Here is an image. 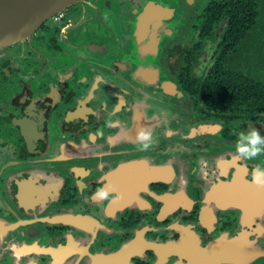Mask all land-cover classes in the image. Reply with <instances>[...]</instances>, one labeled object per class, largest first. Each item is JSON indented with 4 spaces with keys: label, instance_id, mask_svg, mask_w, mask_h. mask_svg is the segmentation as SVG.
I'll use <instances>...</instances> for the list:
<instances>
[{
    "label": "flooded vegetation",
    "instance_id": "af4514ba",
    "mask_svg": "<svg viewBox=\"0 0 264 264\" xmlns=\"http://www.w3.org/2000/svg\"><path fill=\"white\" fill-rule=\"evenodd\" d=\"M241 14L84 0L0 47V264H264V154L235 148L264 136V37Z\"/></svg>",
    "mask_w": 264,
    "mask_h": 264
},
{
    "label": "water",
    "instance_id": "95a60500",
    "mask_svg": "<svg viewBox=\"0 0 264 264\" xmlns=\"http://www.w3.org/2000/svg\"><path fill=\"white\" fill-rule=\"evenodd\" d=\"M84 0H0V47L23 41L41 24Z\"/></svg>",
    "mask_w": 264,
    "mask_h": 264
},
{
    "label": "clouds",
    "instance_id": "9594fccd",
    "mask_svg": "<svg viewBox=\"0 0 264 264\" xmlns=\"http://www.w3.org/2000/svg\"><path fill=\"white\" fill-rule=\"evenodd\" d=\"M236 135V133H233ZM137 143L139 151H148L156 143V138L153 136L150 130L140 129L137 133ZM236 153L240 158L246 160H253L264 154V136H261L260 132L256 129L245 133L241 131L237 136L236 141ZM252 182L259 186L264 187V167L257 165L252 172ZM95 197L99 199H109V188H98L95 193ZM121 198V194L118 192L111 193V199L118 200Z\"/></svg>",
    "mask_w": 264,
    "mask_h": 264
},
{
    "label": "trees",
    "instance_id": "16d2710c",
    "mask_svg": "<svg viewBox=\"0 0 264 264\" xmlns=\"http://www.w3.org/2000/svg\"><path fill=\"white\" fill-rule=\"evenodd\" d=\"M254 2V14H241L238 20H242V16L244 15L246 20V25L254 26L256 29V42L259 43L260 37H264V0H252ZM252 23H250V22ZM239 27L241 24H238ZM239 33V32H238ZM237 34V33H236ZM237 34L236 36L241 35ZM264 42V41H263ZM254 101L256 107L261 104L262 108H264V87H260V85H256L255 88V96Z\"/></svg>",
    "mask_w": 264,
    "mask_h": 264
}]
</instances>
